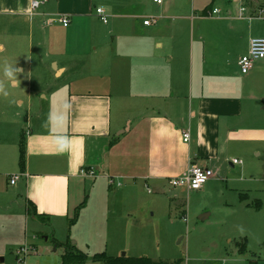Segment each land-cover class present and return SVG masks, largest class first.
<instances>
[{"label":"crops","instance_id":"1","mask_svg":"<svg viewBox=\"0 0 264 264\" xmlns=\"http://www.w3.org/2000/svg\"><path fill=\"white\" fill-rule=\"evenodd\" d=\"M31 1L0 0L1 30L10 28L14 48H27L1 55V62H17V79L10 83L22 79L27 93L34 90L47 101L27 102L25 117L0 113V225L1 218L23 220L1 217L5 203L21 202L35 220L69 217L85 202L87 180L122 175L163 186L191 164L215 165L230 148L241 153L246 143L264 139V59L245 74L238 70L239 57L253 35L264 36V27L255 30L236 17V3L216 0L223 12L210 15L212 4L200 0H42L33 11ZM107 10L116 19L111 25ZM150 17L155 21L143 24ZM33 44L36 61L49 59L51 77L60 79L51 83L49 96L33 83ZM6 46L1 43L0 51ZM118 157L127 170L117 171ZM81 168L96 175H82ZM13 174L20 176L11 184ZM215 176L192 191H206Z\"/></svg>","mask_w":264,"mask_h":264},{"label":"rangeland","instance_id":"2","mask_svg":"<svg viewBox=\"0 0 264 264\" xmlns=\"http://www.w3.org/2000/svg\"><path fill=\"white\" fill-rule=\"evenodd\" d=\"M200 1L222 8L216 0ZM253 5L264 6V0H254ZM245 20L247 24H254L255 30L264 27L262 18ZM108 21L111 25L116 19L110 15ZM9 30V27L4 32L1 30L0 16V44H7L5 50L0 51L3 68L0 70V88L3 89L0 113L25 117L27 102L46 106L47 101L34 90L27 93L22 79L16 86L10 83V78L17 79V62L15 59L1 62V55L16 56L17 50L27 51V48L22 45L14 48ZM31 48L33 83L37 81L38 87L49 96L51 83L60 79L55 81L51 77L53 64L49 59L36 61L35 45ZM42 73L44 77L38 81L35 75ZM19 100L22 103H18ZM262 125L264 128V118ZM118 150L121 153L120 147ZM227 152L228 156H223L215 165L208 164L216 176L207 182L204 192L172 187L168 180L161 186L152 180H133L122 175L109 179L101 176L99 183L87 180L80 200L85 199L82 219L76 229L70 225L74 213L69 217L35 220L25 214L21 202L5 203L1 206V217L10 214L21 216L23 220L13 224L1 218L0 264H21L20 259L26 264H62L63 244L69 239L77 241L89 256L105 252L113 257L147 256L179 264H264V139L246 143L241 153L232 148ZM234 157L240 163L231 167L229 162ZM135 161L142 165L141 158ZM127 169L118 157L117 171ZM110 179L113 180L111 185ZM257 202L258 209L252 206ZM202 215H206L205 218L201 219ZM23 247L27 248L26 253L18 254ZM85 264L103 263L89 260Z\"/></svg>","mask_w":264,"mask_h":264},{"label":"built area","instance_id":"3","mask_svg":"<svg viewBox=\"0 0 264 264\" xmlns=\"http://www.w3.org/2000/svg\"><path fill=\"white\" fill-rule=\"evenodd\" d=\"M42 0H32L31 1V10H35L39 7ZM154 2L160 4L162 0H153ZM231 2L236 3L237 9H236V17L241 19H247L251 20L253 18H262L264 19V6H251V1L253 0H229ZM95 11L97 15L100 17V19L103 22H107V17L104 14V10L101 7H96ZM221 8L212 7L210 9V15H219L222 14ZM57 20L63 25L67 26L70 23V20L66 16H59ZM52 20L50 19L49 22ZM155 21L154 17H150L143 20V24L147 25ZM264 59V37L263 36H257L252 37L249 41V48L248 51L239 57L238 59V66L239 70L242 74H245L252 66L253 64L258 61ZM182 137L184 141L189 140V133L183 132ZM240 163V160L237 158L232 159V164H238ZM80 174L82 175H89V176H95L96 172L93 168H81ZM19 174H13L10 178V183L14 184L18 178ZM214 176L213 170L206 165H200V164H191L189 168L182 174L172 176L168 179V183L172 187H183L187 190H198L200 189L203 184L209 180L211 177ZM149 191V190H148ZM26 247L20 248V251L18 250L17 253H26ZM21 264H26L23 259L19 260Z\"/></svg>","mask_w":264,"mask_h":264},{"label":"trees","instance_id":"4","mask_svg":"<svg viewBox=\"0 0 264 264\" xmlns=\"http://www.w3.org/2000/svg\"><path fill=\"white\" fill-rule=\"evenodd\" d=\"M19 164L22 169L24 167V144L22 141L20 144ZM83 203L79 207H77V210L75 211V214L71 219L70 224H73L76 221L79 213L78 209L82 207ZM252 206L258 209L260 207V204L257 202L255 204H252ZM28 210L30 213L36 216V212L30 211L29 207ZM57 245L59 244L57 243ZM89 260L92 262H101L103 264H179L178 261L170 263L163 260L151 259L150 257L147 256L118 255L113 257L105 254V252H98L89 256L87 253L81 251L74 244H72L70 242V239L67 241V243L65 244L64 252L61 255L62 264H85Z\"/></svg>","mask_w":264,"mask_h":264},{"label":"water","instance_id":"5","mask_svg":"<svg viewBox=\"0 0 264 264\" xmlns=\"http://www.w3.org/2000/svg\"><path fill=\"white\" fill-rule=\"evenodd\" d=\"M205 216H206V215H205ZM205 216H204V215H202L200 218H201V219H203V218H205ZM122 255H124V254H122ZM0 260H1V258H0Z\"/></svg>","mask_w":264,"mask_h":264},{"label":"clouds","instance_id":"6","mask_svg":"<svg viewBox=\"0 0 264 264\" xmlns=\"http://www.w3.org/2000/svg\"><path fill=\"white\" fill-rule=\"evenodd\" d=\"M10 75H11V73H9ZM3 89L2 88H0V91H2ZM6 94V93H5Z\"/></svg>","mask_w":264,"mask_h":264}]
</instances>
